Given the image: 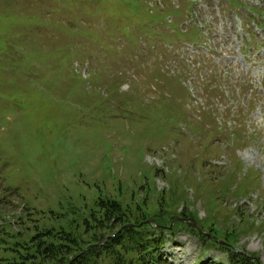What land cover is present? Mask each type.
<instances>
[{
  "label": "rangeland",
  "instance_id": "rangeland-1",
  "mask_svg": "<svg viewBox=\"0 0 264 264\" xmlns=\"http://www.w3.org/2000/svg\"><path fill=\"white\" fill-rule=\"evenodd\" d=\"M262 15L264 0H0V260L100 195L163 211L172 263H229L216 229L264 264Z\"/></svg>",
  "mask_w": 264,
  "mask_h": 264
},
{
  "label": "trees",
  "instance_id": "trees-1",
  "mask_svg": "<svg viewBox=\"0 0 264 264\" xmlns=\"http://www.w3.org/2000/svg\"><path fill=\"white\" fill-rule=\"evenodd\" d=\"M146 202L147 198L141 205L132 200L126 204L99 195L82 215L77 210L79 221L74 219L65 228L38 230L24 243L26 253L0 264H171L163 252L167 242L163 233L168 231L164 212L155 209V217L141 219L155 208ZM162 207L159 202L157 208ZM146 219L153 224H146ZM207 239L201 236L202 243ZM230 255L227 264H252L244 254L231 251Z\"/></svg>",
  "mask_w": 264,
  "mask_h": 264
},
{
  "label": "water",
  "instance_id": "water-1",
  "mask_svg": "<svg viewBox=\"0 0 264 264\" xmlns=\"http://www.w3.org/2000/svg\"><path fill=\"white\" fill-rule=\"evenodd\" d=\"M150 222L148 221V223L147 224H149ZM191 225V227H193V228H196V226H195V223L193 222V223H191L190 224ZM254 261H255V263L256 264H259V261L258 260H256V259H254Z\"/></svg>",
  "mask_w": 264,
  "mask_h": 264
}]
</instances>
